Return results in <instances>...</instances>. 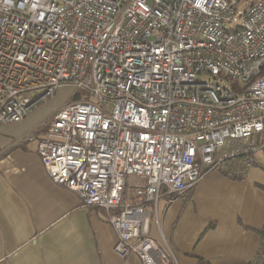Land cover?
I'll return each mask as SVG.
<instances>
[{"label": "built area", "instance_id": "2783aa9c", "mask_svg": "<svg viewBox=\"0 0 264 264\" xmlns=\"http://www.w3.org/2000/svg\"><path fill=\"white\" fill-rule=\"evenodd\" d=\"M64 86L95 102L78 96L20 140L37 139L51 183L104 212L116 256L177 264L146 206L255 165L264 0H0V125Z\"/></svg>", "mask_w": 264, "mask_h": 264}, {"label": "crops", "instance_id": "0c3cea01", "mask_svg": "<svg viewBox=\"0 0 264 264\" xmlns=\"http://www.w3.org/2000/svg\"><path fill=\"white\" fill-rule=\"evenodd\" d=\"M58 106L0 125V264H141L112 252L116 234L101 209L51 183L37 139L20 140ZM254 142L256 163L244 177L209 172L182 196L162 189L146 206L150 238L177 264H248L264 252V131Z\"/></svg>", "mask_w": 264, "mask_h": 264}, {"label": "rangeland", "instance_id": "374dc122", "mask_svg": "<svg viewBox=\"0 0 264 264\" xmlns=\"http://www.w3.org/2000/svg\"><path fill=\"white\" fill-rule=\"evenodd\" d=\"M207 76H205L206 78ZM77 92V94L80 96V98L82 100L87 99L90 100L91 102H95V98L94 96H92L89 92L83 90V89H77L75 90L74 88L70 87V86H64L61 89H58V91L56 92L55 96H53L52 98H50L49 100L45 101L44 103H42L37 109L39 110V115L42 114L43 110H45L48 106L51 105L52 106H58L61 105L60 107L58 106V108L55 110H59L61 107H63L66 103L69 102L71 96L74 94V92ZM36 110V109H35ZM47 120L44 119L42 123H45ZM39 124V125H41ZM38 127V126H37Z\"/></svg>", "mask_w": 264, "mask_h": 264}, {"label": "trees", "instance_id": "16d2710c", "mask_svg": "<svg viewBox=\"0 0 264 264\" xmlns=\"http://www.w3.org/2000/svg\"><path fill=\"white\" fill-rule=\"evenodd\" d=\"M78 94L77 92L75 91L74 94L71 96L70 100L69 101H75L78 99ZM231 178H234V177H231ZM237 179V178H236ZM263 190H264V187H262ZM257 233L264 239V228H262L260 231H257Z\"/></svg>", "mask_w": 264, "mask_h": 264}]
</instances>
